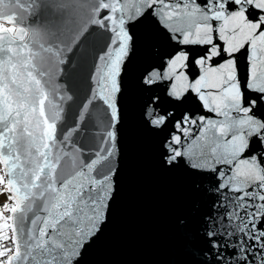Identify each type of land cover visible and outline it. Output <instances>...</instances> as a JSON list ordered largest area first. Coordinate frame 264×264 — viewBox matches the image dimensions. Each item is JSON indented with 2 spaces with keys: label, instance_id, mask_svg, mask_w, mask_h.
I'll return each mask as SVG.
<instances>
[{
  "label": "snow or ice",
  "instance_id": "obj_1",
  "mask_svg": "<svg viewBox=\"0 0 264 264\" xmlns=\"http://www.w3.org/2000/svg\"><path fill=\"white\" fill-rule=\"evenodd\" d=\"M22 2L41 0H0V264H86L130 100L159 170L197 194L176 218L186 264H264V0H45L39 48L32 9L4 10Z\"/></svg>",
  "mask_w": 264,
  "mask_h": 264
},
{
  "label": "water",
  "instance_id": "obj_2",
  "mask_svg": "<svg viewBox=\"0 0 264 264\" xmlns=\"http://www.w3.org/2000/svg\"><path fill=\"white\" fill-rule=\"evenodd\" d=\"M31 8L34 23L25 24L26 39L34 47L47 46L45 30L57 15L45 0L35 7L25 2L5 6L23 16ZM7 15L4 19H9ZM47 63V60L45 61ZM130 107L123 128L124 171L114 206V222L85 257L86 264H186L194 242L176 227L178 215H191L198 199L192 181L183 173L166 174L155 163L152 145L136 127ZM193 221L188 232H195Z\"/></svg>",
  "mask_w": 264,
  "mask_h": 264
},
{
  "label": "built area",
  "instance_id": "obj_3",
  "mask_svg": "<svg viewBox=\"0 0 264 264\" xmlns=\"http://www.w3.org/2000/svg\"><path fill=\"white\" fill-rule=\"evenodd\" d=\"M0 27H2V26H0Z\"/></svg>",
  "mask_w": 264,
  "mask_h": 264
}]
</instances>
